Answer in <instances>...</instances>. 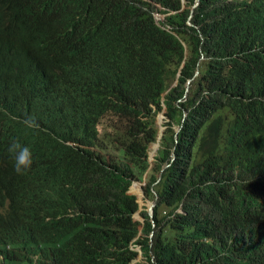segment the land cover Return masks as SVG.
<instances>
[{
  "label": "trees",
  "instance_id": "16d2710c",
  "mask_svg": "<svg viewBox=\"0 0 264 264\" xmlns=\"http://www.w3.org/2000/svg\"><path fill=\"white\" fill-rule=\"evenodd\" d=\"M132 261L264 264V0H0V264Z\"/></svg>",
  "mask_w": 264,
  "mask_h": 264
},
{
  "label": "clouds",
  "instance_id": "9594fccd",
  "mask_svg": "<svg viewBox=\"0 0 264 264\" xmlns=\"http://www.w3.org/2000/svg\"><path fill=\"white\" fill-rule=\"evenodd\" d=\"M161 16H162V13H159L155 17V19L160 18ZM23 123L25 126H27L29 128H35L37 126V121L30 116L26 117L23 120ZM164 129H165V127H164ZM163 135H164V130L158 131L157 138L155 141H153V143L155 144L156 142L162 141ZM159 150L160 149H157L155 151V153L158 154ZM7 151L13 157V168L17 174H23L24 172H26L28 169L31 168V166L33 164V154H32L31 149L27 145L20 143L19 140H17V139H12L8 145ZM154 206H155V204H154ZM154 206H153V211L150 210V207L147 208L146 210L148 212H150L151 214H153ZM135 214H140L139 208L134 213V217H135ZM138 251H139V255H142V250L139 249ZM138 258H140V257H138Z\"/></svg>",
  "mask_w": 264,
  "mask_h": 264
},
{
  "label": "rangeland",
  "instance_id": "374dc122",
  "mask_svg": "<svg viewBox=\"0 0 264 264\" xmlns=\"http://www.w3.org/2000/svg\"><path fill=\"white\" fill-rule=\"evenodd\" d=\"M173 86H176V83H175ZM108 117H110V116H108ZM113 119H114V118L111 116V120H110L109 122H111ZM157 126H158V127L161 126V124L159 123V121H158ZM119 128H120V130H123V129H126L127 127L121 125ZM138 185H140V183H138ZM145 194H146V186H145ZM145 194L143 193V194H142V197H143V195L146 196ZM143 203H144V206H145V207H147V206H146V203H147V205L149 206V202H148V201H145V202L143 201ZM147 208H148V207H147ZM147 208H146V209H147ZM143 209H144V207H140V210H143ZM138 215H139V214H135V217L133 216L134 219H137V218L139 219L140 217H139ZM138 257H142V255H139ZM134 262H135V261H132L131 264H135Z\"/></svg>",
  "mask_w": 264,
  "mask_h": 264
},
{
  "label": "water",
  "instance_id": "95a60500",
  "mask_svg": "<svg viewBox=\"0 0 264 264\" xmlns=\"http://www.w3.org/2000/svg\"><path fill=\"white\" fill-rule=\"evenodd\" d=\"M154 206V205H153ZM153 206H150V210L153 211Z\"/></svg>",
  "mask_w": 264,
  "mask_h": 264
}]
</instances>
